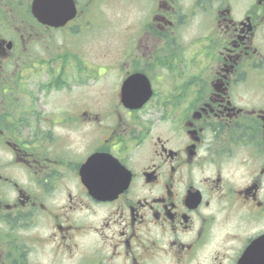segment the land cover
<instances>
[{
  "label": "flooded vegetation",
  "instance_id": "1",
  "mask_svg": "<svg viewBox=\"0 0 264 264\" xmlns=\"http://www.w3.org/2000/svg\"><path fill=\"white\" fill-rule=\"evenodd\" d=\"M135 1L103 63L67 48L101 0L51 59L1 46L0 264H264V0Z\"/></svg>",
  "mask_w": 264,
  "mask_h": 264
},
{
  "label": "rangeland",
  "instance_id": "2",
  "mask_svg": "<svg viewBox=\"0 0 264 264\" xmlns=\"http://www.w3.org/2000/svg\"><path fill=\"white\" fill-rule=\"evenodd\" d=\"M31 1L32 0H0V33L2 35L12 36V31H10L5 24L3 25V23L6 22L9 25H21V29L23 31L32 30L33 38L32 42L29 44L31 46L36 45L38 50L30 48L27 53L23 54V58L28 62H30V57H37L38 59H51L54 57V53L56 51L63 49V45L69 41V37L62 32L47 31L42 27H32L31 22L27 21L28 18L23 15L24 12H21L30 7ZM17 3H21V5L17 6ZM82 3H84V1ZM17 7L21 8V16L17 14ZM94 11L99 15L101 13L105 15V20H107L106 24L109 26L100 31L99 35H97L94 29L80 33L79 36L82 40L81 46L77 43L70 42L68 43L67 48H70L69 46H71L73 47V51H75L74 49L78 47V51L85 52V54L92 60L93 57L99 58V61L101 59L103 63L113 57L110 55V52L116 49L117 43L119 42L118 40L123 39V32H121L122 27L130 24L137 13H139L138 18L142 14L135 0H101L98 8H95ZM138 18L134 21H137ZM101 20L102 18L100 21ZM81 28L85 29L86 27ZM99 38L102 40L97 41ZM26 42L28 43V38H26ZM51 47L58 50L54 51ZM37 51H39V53H36ZM94 61L96 62L97 60L94 59ZM25 71L30 72V69L27 68ZM103 91L98 89L94 80H89L85 85H75L71 87L69 98L78 101L79 97L84 93L89 100L91 99V103L94 106H97V101L100 99L99 94L102 93V101L106 99L107 94ZM54 99L55 96H52L49 99V102H52ZM45 106L48 111L52 109V105ZM72 134L75 137L77 136V132Z\"/></svg>",
  "mask_w": 264,
  "mask_h": 264
},
{
  "label": "water",
  "instance_id": "3",
  "mask_svg": "<svg viewBox=\"0 0 264 264\" xmlns=\"http://www.w3.org/2000/svg\"><path fill=\"white\" fill-rule=\"evenodd\" d=\"M33 9L40 20L57 26L76 14L74 0H34Z\"/></svg>",
  "mask_w": 264,
  "mask_h": 264
}]
</instances>
